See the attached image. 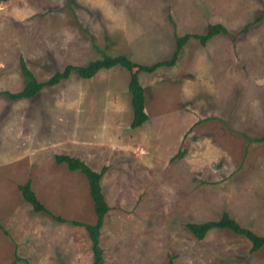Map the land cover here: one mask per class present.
<instances>
[{
    "label": "rangeland",
    "instance_id": "rangeland-1",
    "mask_svg": "<svg viewBox=\"0 0 264 264\" xmlns=\"http://www.w3.org/2000/svg\"><path fill=\"white\" fill-rule=\"evenodd\" d=\"M263 2L2 3L0 264L94 262L89 232L72 220L95 224V213L74 218L60 201L66 222H58L34 211L19 188L30 179L40 199H58L70 192L62 185L67 181L87 207V177L57 164L56 154L97 171L107 167L101 181L111 209L101 228L103 264H168L171 257L173 264H264V246L251 252L244 236L213 229L200 240L185 226L227 211L264 235V141L251 140L264 136ZM210 23L224 24L231 35L206 44L189 39L175 65L139 73L148 119L136 128L131 72L120 66L87 79L73 72L32 98L1 93L22 89L21 57L39 81L68 64L101 58L102 51L152 64L172 57L176 35L203 34ZM88 199L93 203L90 193Z\"/></svg>",
    "mask_w": 264,
    "mask_h": 264
},
{
    "label": "trees",
    "instance_id": "trees-1",
    "mask_svg": "<svg viewBox=\"0 0 264 264\" xmlns=\"http://www.w3.org/2000/svg\"><path fill=\"white\" fill-rule=\"evenodd\" d=\"M8 0H0V5ZM264 3V2H263ZM264 17V12L258 17L260 21ZM248 27H245L242 32H247ZM219 34L231 35L222 23H210L207 26V30L203 34L187 33L184 35H176V47L170 59H163L156 61L152 64H140L133 61L129 56L121 54L112 56L106 52H103L101 58L90 61L86 65H73L68 64L63 70L55 72L47 81H39L33 71L28 67L26 60L21 57L20 65L21 72L24 77V85L22 89L11 92H1L5 94L11 100H17L22 98H32L37 95L45 86H53L60 83L62 80L67 79L73 72H76L81 78L87 79L93 77L96 73L103 69H111L113 67H123L131 72L129 79V90L131 92V105L133 110V122L132 127L136 128L141 126L147 119L148 114L145 110V87L142 85L139 79V73L145 71L152 73L158 68L163 66H173L177 63L180 52L183 50L184 45L189 39H199L202 44H206L207 41L211 40ZM254 141H264V136L251 138ZM55 160L57 164L66 163L71 170L79 169L89 181V191L93 201L94 212L97 220L95 224H88L85 222H79L72 220L73 224L83 226L89 232L91 241L93 242L94 257L92 264H103L102 250L99 246L101 228L104 224L106 214L111 209L106 196L103 192V185L101 178L106 171L107 167H104L102 171H97L90 167L87 163L82 161L80 158L71 156L68 154H56ZM31 180L28 179L25 183L20 184L19 188L22 192L24 199L30 203L33 210L36 212H43L47 215H51L52 218L58 222H66V219L59 215H54L45 204L38 198L36 192L33 190ZM186 228L198 239H204L207 234L213 229H227L237 235L246 237L250 243L251 252L258 251V249L264 246V235L258 234L255 230L250 227L243 226L240 224L231 214L224 211L220 218L207 220V221H191L185 224ZM19 258H16L14 262H17ZM168 264H173V258H170Z\"/></svg>",
    "mask_w": 264,
    "mask_h": 264
},
{
    "label": "crops",
    "instance_id": "crops-1",
    "mask_svg": "<svg viewBox=\"0 0 264 264\" xmlns=\"http://www.w3.org/2000/svg\"><path fill=\"white\" fill-rule=\"evenodd\" d=\"M54 176H56V174ZM85 182H87V188H88V189H86V191H87V200H88V203L90 205V208H87V207H89V205L87 207H85L80 202V197L77 196L78 195V191H77V188H76L77 185H75L74 183L72 185V184L68 183L67 181H65V183H62V185L69 184V185H67L69 187V189H70V192L69 193H67V194H65V193L61 194L58 197V199H55L57 197L55 194H52V196H50V197H49V195H46V196H42L41 199L39 197L38 198L45 204V206L47 208L49 207L48 209L51 212H53L54 210H56L59 214L62 213V217H64L65 213H63L62 210H60L62 203L60 204L59 202L60 201H65V200L67 202V206H70L73 209V211H70V212L75 214V217L74 218H79L80 219V217H78V216H82L83 217L82 211L89 212L90 213V216H93V213H95L94 212V206H93V203H91V201L88 199V196H89V193H90L89 192V182H88L87 179H86ZM102 185H103V183H102ZM63 197H65V199H63ZM53 200H54V202H53ZM44 214H46V213H44ZM73 220H76V219H73Z\"/></svg>",
    "mask_w": 264,
    "mask_h": 264
}]
</instances>
